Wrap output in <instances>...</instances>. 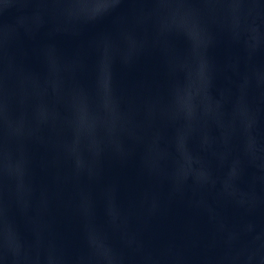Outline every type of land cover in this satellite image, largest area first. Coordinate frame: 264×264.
Wrapping results in <instances>:
<instances>
[{"label":"water","instance_id":"95a60500","mask_svg":"<svg viewBox=\"0 0 264 264\" xmlns=\"http://www.w3.org/2000/svg\"><path fill=\"white\" fill-rule=\"evenodd\" d=\"M0 264H264V0H0Z\"/></svg>","mask_w":264,"mask_h":264}]
</instances>
